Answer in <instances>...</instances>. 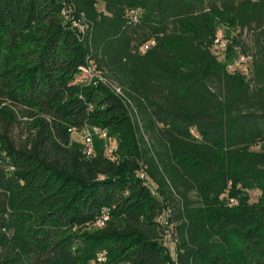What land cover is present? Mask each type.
<instances>
[{"label":"trees","instance_id":"16d2710c","mask_svg":"<svg viewBox=\"0 0 264 264\" xmlns=\"http://www.w3.org/2000/svg\"><path fill=\"white\" fill-rule=\"evenodd\" d=\"M69 1L85 33L60 0H0V264H264V0ZM240 52L247 73L229 68ZM89 63L123 95L75 82ZM93 126L107 136L87 155L72 129Z\"/></svg>","mask_w":264,"mask_h":264},{"label":"built area","instance_id":"2783aa9c","mask_svg":"<svg viewBox=\"0 0 264 264\" xmlns=\"http://www.w3.org/2000/svg\"><path fill=\"white\" fill-rule=\"evenodd\" d=\"M62 3L61 15L64 19V22L69 24L70 27L76 29L78 32L85 33L88 23L86 21V17L84 13L77 14L75 8L70 4L69 0H60ZM142 10L139 8H132L128 11V17L130 20H138L141 16ZM155 44V40L151 39L146 42L142 46V50L145 51L151 45ZM229 40L225 38L220 33L217 34L211 49L214 54L218 57L223 58L225 52L228 48ZM252 62V55L238 53L235 62L229 65V68L234 71H243L248 72L250 65ZM245 68V69H244ZM80 80H87L90 82L97 83L99 81H103L108 84L117 94L123 95L122 89L113 81L109 80L105 76H103L93 65L92 63L81 65L79 68V72L76 75L75 82H79ZM80 83V82H79ZM80 132L76 128L72 129V133ZM83 132V144L84 149L87 155H92L95 152V135H99L101 137H106L107 132L97 126L93 127H85L81 130ZM117 145L112 142H108L106 145V153L111 155L113 151L116 149ZM140 178L144 180V182L151 187L154 194H157L156 186L154 182L151 180L145 168L140 169L137 173ZM228 203L230 205H237L239 200L236 197L228 198ZM172 209L169 206H166L163 211L158 216V221L164 225L165 233H164V243L169 248L171 255L176 258L177 256V244H178V236H177V227L175 221L171 219ZM110 219V209L108 207H104L101 210L100 215L95 220L92 226L102 227L105 226L106 222ZM106 259V252L103 251L98 254L97 261L101 262Z\"/></svg>","mask_w":264,"mask_h":264},{"label":"rangeland","instance_id":"374dc122","mask_svg":"<svg viewBox=\"0 0 264 264\" xmlns=\"http://www.w3.org/2000/svg\"><path fill=\"white\" fill-rule=\"evenodd\" d=\"M99 5L101 6V3ZM219 33L223 35L225 38H227L229 41L231 40L232 33L230 29L221 27L219 29ZM252 37L253 36H251L249 33L246 34V38H248L249 41H251ZM79 82L84 84L93 83L87 80H80ZM10 132L18 144H21L25 141V138L27 136V131L24 127V124H16L15 126L10 128ZM73 138L82 141L83 132L80 131L73 133ZM112 143L116 144V141L113 140ZM247 194L249 195V201L255 202L259 200V197L261 196L262 192L259 189H250L248 190ZM89 264H96L95 258L92 259L89 262Z\"/></svg>","mask_w":264,"mask_h":264}]
</instances>
